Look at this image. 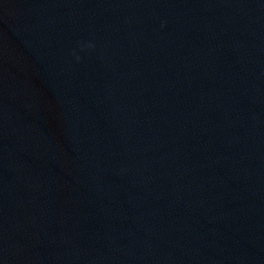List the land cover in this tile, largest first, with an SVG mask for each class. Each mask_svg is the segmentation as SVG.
Wrapping results in <instances>:
<instances>
[{
	"label": "clouds",
	"instance_id": "1",
	"mask_svg": "<svg viewBox=\"0 0 264 264\" xmlns=\"http://www.w3.org/2000/svg\"><path fill=\"white\" fill-rule=\"evenodd\" d=\"M89 47H91V45H89ZM77 59H79V57H77Z\"/></svg>",
	"mask_w": 264,
	"mask_h": 264
}]
</instances>
